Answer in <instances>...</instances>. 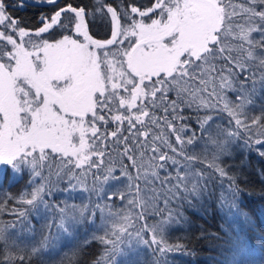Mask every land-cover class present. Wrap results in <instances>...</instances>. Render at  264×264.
<instances>
[{
  "label": "snow or ice",
  "instance_id": "1",
  "mask_svg": "<svg viewBox=\"0 0 264 264\" xmlns=\"http://www.w3.org/2000/svg\"><path fill=\"white\" fill-rule=\"evenodd\" d=\"M26 3L0 0V167L6 169L0 185L23 179L19 197L9 199L30 206L14 207L16 219L0 226V264H26L56 251L77 228L95 224L97 212L103 231L92 239L103 245V264H144L142 250H149L150 264H168L169 254L186 247L168 239L184 219L185 204L194 208L215 197L219 210L255 223L242 207L243 189L227 161L236 148L264 158V106L259 115L248 111L257 85L264 89V0L98 3L91 11L85 4L32 0L51 8L35 28L10 12ZM96 13L109 18L106 39L89 32L87 18ZM201 109L229 117L208 135L203 156L195 149L214 118L201 117ZM193 116L199 138L191 132ZM110 125L115 127L108 131ZM109 138L128 162L119 175L105 165ZM197 162L203 167L195 168ZM122 179L127 193L118 188L107 196L127 199L128 211L121 214L100 201L104 185ZM74 181L82 191L97 193L94 205L47 203L56 183H67L70 191ZM41 208H56L57 217L42 227L39 239L28 237L35 231L29 213L39 215ZM133 209H139L134 218ZM230 251L228 264H264V253L249 262L253 253L239 235Z\"/></svg>",
  "mask_w": 264,
  "mask_h": 264
},
{
  "label": "trees",
  "instance_id": "2",
  "mask_svg": "<svg viewBox=\"0 0 264 264\" xmlns=\"http://www.w3.org/2000/svg\"><path fill=\"white\" fill-rule=\"evenodd\" d=\"M85 4L91 11L98 3L121 5L134 2L138 6L147 7L150 5L151 0H59L62 6L64 3ZM51 11L50 6L45 4L36 5L32 0L27 1L26 5L22 8L10 9L13 16L19 18L22 23L29 27L35 28L39 26L38 17L43 13L47 14ZM89 32L97 39H106L109 36L110 24L109 18L102 14L96 13L89 15L87 18ZM253 37L258 38V33H253ZM228 96L235 99V94L228 93ZM253 104L249 107V115H259L261 107L264 106V89L257 85V93L252 97ZM212 115L214 120L211 121V128L207 133H204V139L199 141L196 146V153L203 156L205 149L203 148L204 142L207 140L208 135H215L218 128L226 126L229 117L226 113L218 110L201 109L199 115ZM191 123V132H195L199 138L201 131L195 123V116ZM115 125L108 126L107 130L111 131ZM122 127H127L125 123ZM207 127V126H206ZM103 131V130H102ZM189 132L188 134H191ZM127 134V133H125ZM108 148L109 155L105 157V165L112 166L116 169L115 175H119L122 163H128L121 155H118L120 148L111 143ZM192 146H189L191 152ZM209 158H211L212 146L209 144L206 150ZM95 159V157H94ZM231 166L232 172L238 177V182L243 191L240 194L242 207H244L249 215L254 219L255 223L249 226L243 221V218L235 215L232 212L221 211L218 209L215 197L210 200H205L197 203L194 208H189L187 204L183 206V217L178 226H174L170 231L168 239L172 243H180L185 245L182 252H174L168 255V264H228L231 257V249L236 240L237 235L253 253L249 258V262L259 259L260 254L264 253V158H261L255 150L251 153L248 150L241 151L239 148L234 149V157L227 161ZM59 161L54 162V168L59 167ZM195 168L203 167V164L197 162ZM87 168V166H85ZM84 169H77L76 172L80 173ZM95 169L87 172L86 186H92V172ZM6 172V169L0 167V174ZM163 175V173H161ZM77 187L70 191H65L68 188L67 183H56L52 189V195L46 196L45 200L50 205H60L69 207L73 204L80 206L81 204L94 205L97 201V193H89L81 190L80 184L74 181ZM97 182V187H99ZM225 186L227 180L224 181ZM127 181H109L104 185V199L100 202L107 204L115 213L128 211L127 199L121 200L118 196L113 199H107V196L115 192L118 188L119 191L127 193ZM24 188L23 179L8 183L5 181L0 185V226H4L16 219L11 215L14 207H30L25 205H17L14 199L20 195V190ZM212 188L218 193L221 191L220 184L214 178ZM30 190V189H29ZM128 199L132 198L128 195ZM195 203V202H194ZM154 209L150 208L149 223L153 222L151 212ZM133 218L135 212L139 209H133ZM58 210L52 208L50 210L40 209L39 215L35 212L29 213V219L34 226V233L28 234V237L39 239L42 227L51 222L57 217ZM118 219V217L116 218ZM102 219L100 212L96 213L95 224L85 223L83 226L77 228L72 237L66 238L63 243L53 252H43L39 256H34L30 260H26V264H95L97 260L101 261L103 256V245L98 240H93V234H102ZM139 223L136 227L139 228ZM16 231H20L18 227ZM55 228H53V232ZM219 237L217 239L216 237ZM28 237H25L27 242ZM8 255L15 256L18 253L12 250H7ZM141 259L144 264H150L151 255L149 250L141 251ZM0 260L4 257L0 255ZM4 264H17L15 260L4 261ZM123 264V261H122Z\"/></svg>",
  "mask_w": 264,
  "mask_h": 264
},
{
  "label": "water",
  "instance_id": "3",
  "mask_svg": "<svg viewBox=\"0 0 264 264\" xmlns=\"http://www.w3.org/2000/svg\"><path fill=\"white\" fill-rule=\"evenodd\" d=\"M28 2L30 1V0H27Z\"/></svg>",
  "mask_w": 264,
  "mask_h": 264
}]
</instances>
